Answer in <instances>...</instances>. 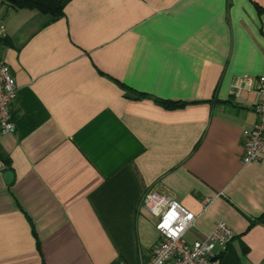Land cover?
Returning <instances> with one entry per match:
<instances>
[{
    "label": "crops",
    "instance_id": "0c3cea01",
    "mask_svg": "<svg viewBox=\"0 0 264 264\" xmlns=\"http://www.w3.org/2000/svg\"><path fill=\"white\" fill-rule=\"evenodd\" d=\"M46 19L0 1L16 89L0 264H140L157 241L149 191L194 214L187 242L231 228L218 264H264V154L240 161L264 0H68Z\"/></svg>",
    "mask_w": 264,
    "mask_h": 264
},
{
    "label": "built area",
    "instance_id": "2783aa9c",
    "mask_svg": "<svg viewBox=\"0 0 264 264\" xmlns=\"http://www.w3.org/2000/svg\"><path fill=\"white\" fill-rule=\"evenodd\" d=\"M5 36L0 26V39ZM256 121L240 131L242 164L257 160L264 154V64L255 79ZM13 76L0 59V133L13 131L10 107L15 100ZM4 169L0 161V170ZM142 208L153 217L157 241L149 255L140 264H218L213 258L215 247L223 248L234 233L223 221L214 224L211 231L187 242L184 233L194 226V214L176 201L154 191L143 195Z\"/></svg>",
    "mask_w": 264,
    "mask_h": 264
},
{
    "label": "trees",
    "instance_id": "16d2710c",
    "mask_svg": "<svg viewBox=\"0 0 264 264\" xmlns=\"http://www.w3.org/2000/svg\"><path fill=\"white\" fill-rule=\"evenodd\" d=\"M5 2L10 7L18 8H28L35 9L43 15H46V22L53 21L62 15V7L68 0H0ZM141 96V95H140ZM154 101L165 109H172L181 107L183 102L172 101L167 99H154ZM0 157V161H1ZM5 171H10L4 167Z\"/></svg>",
    "mask_w": 264,
    "mask_h": 264
},
{
    "label": "water",
    "instance_id": "95a60500",
    "mask_svg": "<svg viewBox=\"0 0 264 264\" xmlns=\"http://www.w3.org/2000/svg\"><path fill=\"white\" fill-rule=\"evenodd\" d=\"M11 176H12V174L10 171H5L3 173V177H4L5 181H9L11 179Z\"/></svg>",
    "mask_w": 264,
    "mask_h": 264
}]
</instances>
